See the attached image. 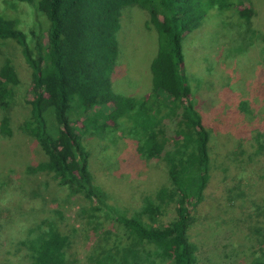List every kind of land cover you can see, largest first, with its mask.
Here are the masks:
<instances>
[{
	"label": "rangeland",
	"instance_id": "rangeland-1",
	"mask_svg": "<svg viewBox=\"0 0 264 264\" xmlns=\"http://www.w3.org/2000/svg\"><path fill=\"white\" fill-rule=\"evenodd\" d=\"M231 3L223 10L209 9L200 26L182 39L188 100L209 133V179L201 201L190 206L187 231L195 246L194 264L264 261V0ZM243 8L250 9L247 19L239 13ZM0 15L13 19L31 46L39 34L45 39V17L36 3L0 0ZM148 19L147 10L137 5L121 8L119 53L111 74L114 92L145 100L152 91L150 63L158 48ZM5 61L15 67L20 82L13 86L9 107L0 105V122L7 114L11 128L10 135L0 132V264L31 261L50 232L67 239L69 264H173L123 222L136 216L169 227L176 217L175 201L156 200L159 189L171 188L164 152L173 148L181 128L163 93L158 128L168 141L160 156L141 153L127 117L114 128L108 122L102 132L82 136L93 183L103 193L102 202H95L82 193L70 194L52 173L31 169L46 156L23 128L32 72L11 38H0V67ZM50 122L56 129V120ZM151 198L159 205L154 220L140 213Z\"/></svg>",
	"mask_w": 264,
	"mask_h": 264
},
{
	"label": "trees",
	"instance_id": "trees-1",
	"mask_svg": "<svg viewBox=\"0 0 264 264\" xmlns=\"http://www.w3.org/2000/svg\"><path fill=\"white\" fill-rule=\"evenodd\" d=\"M17 1L36 3L46 23L45 39L39 34L31 46L14 20L0 15V38H11L20 45L32 72V96L27 99L30 113L23 128L38 142L46 159L31 169L52 173L70 194L82 193L91 201L102 202L103 193L93 183L82 136L102 132L108 122L114 128L127 117L140 138L141 153L148 158L160 156L168 141L158 128L162 92L169 114L177 116L176 125L181 128L175 133L173 148L164 152L171 188L159 189L156 200L175 201L176 217L169 227H155L136 216L123 218V222L134 237L153 243L157 255L172 258L173 264H194L195 246L187 231L192 222L190 206L201 201L209 179V133L188 100L191 89L183 75L182 39L200 26L209 9L229 8L231 0ZM125 5L147 10L148 21L157 32V53L150 63L152 91L147 100L112 89L111 74L119 53L117 32ZM239 13L247 19L250 9ZM19 82L15 67L5 61L0 67L2 108L9 107L13 86ZM50 118L56 120V129ZM0 132L11 134L7 114L1 118ZM158 210L151 198L145 200L140 213L154 220ZM66 243L64 236L50 232L40 241L32 260L21 264H69Z\"/></svg>",
	"mask_w": 264,
	"mask_h": 264
}]
</instances>
